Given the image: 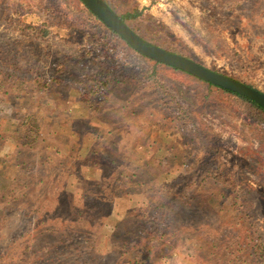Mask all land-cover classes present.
<instances>
[{"label": "rangeland", "instance_id": "374dc122", "mask_svg": "<svg viewBox=\"0 0 264 264\" xmlns=\"http://www.w3.org/2000/svg\"><path fill=\"white\" fill-rule=\"evenodd\" d=\"M101 1L117 15L138 11L128 25L149 44L188 56L264 92V0ZM1 2L0 78L12 79L0 87V162L13 165L14 161L15 165L30 161L36 171L30 174L29 184L42 192L56 190L59 206L74 208L61 206L67 210L68 220H56L53 227L58 231L33 257L49 249L59 253V242L66 235L76 234L81 244L89 235L86 244L94 242L104 247L94 252L86 250L91 258L88 263L103 264L105 259L100 255L107 256L105 244L113 243L111 248H116L129 227L147 228L148 214L142 210L147 202L142 206L143 198H155L157 189L165 185L171 189L169 196L176 193L173 205L194 203L191 212L198 205L196 210L217 216L222 194L233 198L226 200L228 211L236 202L241 211L252 207L253 219L260 218L256 225L258 241L264 247V206L260 202L264 197V136L256 125L259 119L233 96L141 58L121 40L93 25L90 18L87 32L79 24L71 29L55 26L48 28L44 37L40 32L43 26L36 23L40 9L27 5L31 10L24 11L33 16L22 22L21 9L26 0ZM59 4L73 19L81 14L77 0H51V5ZM58 20L62 22V16ZM139 72H148L154 85H164L169 96H181L179 88L182 95L192 99L189 103L180 98L183 111L190 114L186 127L170 122L171 97L164 91L155 86L143 92L136 86L130 75ZM91 75L109 77L113 87L79 95L73 83ZM139 104L148 106L144 114L138 111ZM25 115L29 116L25 121L40 125L41 134L32 147H15L12 125L22 124ZM203 134L210 140L209 152L194 143ZM182 156L188 161L184 168ZM219 177L223 178L221 183L212 185L214 207L206 183ZM188 181L202 186L190 189L183 201L176 200L188 190ZM9 194V185L0 180V211L7 208ZM109 201L114 207L111 216ZM77 210L84 222L90 219V231L84 238L77 233L83 227L67 230L71 218L80 220L75 216ZM109 219L113 220L110 225ZM220 241L223 246L228 243ZM197 243L198 259L204 261L210 257V242L201 238ZM64 253H75V248ZM178 254L172 255L176 258ZM28 257L32 259L31 254ZM52 257L54 262L49 264H63L62 259L65 264H79L73 263V255L70 259L60 256V261L59 256Z\"/></svg>", "mask_w": 264, "mask_h": 264}, {"label": "trees", "instance_id": "16d2710c", "mask_svg": "<svg viewBox=\"0 0 264 264\" xmlns=\"http://www.w3.org/2000/svg\"><path fill=\"white\" fill-rule=\"evenodd\" d=\"M98 1L102 2L101 0ZM77 2L81 8V14H79L77 18L73 19L64 5H51V0H26L25 7L21 9L23 12L21 14V19L22 22H24L27 17L33 16L31 13H27L24 10H31L33 8L40 9V13L36 14L35 12L38 17L36 23L43 26L42 29H40V32H43V36L46 37L48 36V28H53L55 26L58 28L61 26V28L71 29L73 28V25L79 24L81 28H84L85 32H87V18H90L93 21V25H99L102 27L104 32L118 38L127 48L131 49L120 37L101 23L84 5L80 3L79 0H77ZM257 3H260V0H257ZM0 4H3L1 0ZM27 5H32L33 7L31 6V9H29ZM58 7L59 10L55 11ZM2 8L3 6H0V14ZM138 14L139 12L135 11L134 13H125L118 16L127 26H129L128 22L135 20ZM61 16L62 22H59L58 19H60ZM44 18L46 19L43 20ZM71 21H73V24ZM131 29L135 32L134 27ZM210 32L215 35L214 32ZM213 41H216V39L214 38ZM132 51L135 52L134 50ZM166 51L192 60L183 54H179L171 50ZM139 56L144 58L141 55ZM235 60L237 63L240 62L237 59ZM154 64L162 65L156 62H154ZM114 65L115 64H113V66ZM130 77L133 78L136 86L143 90V92H148L149 89L155 88L156 86V88L164 91V95L169 96L168 94H170L167 90H165L164 85L158 83L154 85V82L148 72H139L137 74L130 75ZM10 79L12 78L1 77L0 87L1 84L7 83ZM237 81L246 84L243 81ZM73 84L79 95H81V93H88L89 91L95 93L97 90H105L113 87V83L109 80V77H104L103 75H91V77H86L85 79H81L79 82H74ZM205 84L210 87H215L208 83ZM246 85L260 92L254 84ZM13 87L14 86L11 88ZM215 88L221 90L223 94L233 96L235 100L240 102L242 107L247 108L251 112L254 118L259 119L256 123L259 128L257 126L256 128H258L262 132V136H264V110L262 108H260L253 101H250L242 96L218 87ZM178 90L181 96H169L171 97L170 104L172 106V111L170 112L172 118H170V122L175 125L179 124V126H185L184 124L189 121L188 115L190 114H186L183 111L180 98L189 103L192 99L188 97V95H182L181 93L183 91H181V89L178 88ZM155 92H157V90H155ZM3 93H5V91L2 92V94ZM8 100L10 101V99ZM139 105L141 109H138V111L140 112V110H142L144 114L148 106H143L146 105L145 102H143V105ZM25 116L26 117L23 119L22 124L12 125L15 129L13 130L11 138L13 144L16 143L15 147H26L27 145L32 147L33 142L36 143V137L41 134L42 128L40 125L34 121H25L29 118V116ZM151 116L153 119L156 118L155 114H151ZM151 123L154 124V122ZM194 143H197V145L201 144L206 148L207 152H209L210 140H207V137L204 134L196 137V139H194ZM180 155L181 152L179 153V157H181ZM12 162L13 165L10 163H4V161L0 162V180L5 181L9 185L10 190L8 206L5 210L0 211V264H44V262L49 264L54 262V257H52L53 255L59 256V261L61 260L60 256L70 259V255H73V263L78 262L79 264H89L88 259L91 258H88L86 250L94 252L97 248L101 250L104 246H95L94 242L89 244L84 242L87 241V239L89 240V235L87 234L90 231V219L84 222L78 216L80 213L79 210H77V214L75 216L79 217L81 221L74 217L71 218L69 220L67 230L76 226L78 228L79 226L83 227V231L77 232L78 235L81 234L83 238L87 235V237L84 238L83 243L81 244L77 242L78 239L76 234L66 235L64 240L59 242V253L49 249L46 250V254L33 257V255L37 254L43 245L46 247L45 243L49 242V240L52 239V236L58 231V228L53 227L56 220H68L66 217L67 210L63 211L64 207H61H68V205L59 206V194L56 190L53 191L48 189V191L42 192V190L38 187H34L29 184V181L32 179L30 174L36 171L34 170V165H32L33 163L30 161H20L16 162L14 165V161ZM187 164V159L185 156H182V167H186ZM261 169L263 170V168ZM187 178L190 179L192 177L187 176ZM222 180L223 178L219 177L214 182L206 183L207 187L210 186L208 189L212 192V204L214 207L216 203V193L212 185L215 186V183L217 182L220 184ZM187 183L188 185L190 184L189 186H192V188L187 186L188 190L186 188V193H180L176 200L183 201L184 198L189 196V192L191 190L199 189L202 186H199L197 182L188 181ZM39 184H41V180L38 182V185ZM168 186L169 185H165L164 187H161V190L156 188L158 194L155 198L152 197L150 200H147L146 197H142V206L145 202H147L146 207H143L142 209L143 212L148 214L149 221L147 228L139 229L134 226L129 227L122 242L115 245L116 248H111L110 245L113 243L110 244V242H108V246L105 244L107 256L100 255L101 259H105L103 264L106 262L107 264H264V247L258 241L257 231L260 218H256V220L253 219L254 210L252 207L250 208V211H241L236 202L234 207L228 211L227 205L229 203H227L226 200L231 197L222 194L219 199L220 201H218L220 207L216 210L217 216L213 215L211 217V214L207 216L202 209L196 210L199 207L198 205L191 212V207L194 203H179L180 206L173 205L176 193H172L169 196L171 189L168 188ZM254 192L261 196L259 189H255ZM112 196L115 195L113 194ZM167 196H169V200ZM231 199L233 200V198ZM122 200L123 199H119V201ZM190 201H194V199L190 198ZM260 202L264 206V197L260 199ZM108 204H110V209L112 210L110 213L111 216L114 213V207L111 201H109ZM57 206L59 209H55ZM150 208L151 210H149ZM68 209L74 208L68 207ZM186 222L193 223V227L186 225ZM112 223L113 220L109 219L108 224L110 225ZM260 226L263 227L261 224ZM107 231L104 232L105 237H108V235H106V233H108ZM229 235H233L234 237L231 239ZM201 238L208 240V243L210 242L207 250V254H209L208 256L210 257L206 258L204 261H200L198 259L197 242ZM220 240H227V245H220ZM114 241L115 240H113V242ZM72 247L75 248V253L70 255L64 253L66 249H70ZM174 252L179 253L176 258L172 255ZM81 253H83V257L81 256ZM29 254H31L32 259L28 257ZM79 256H81V258L78 259ZM62 262L63 264L66 263L63 259Z\"/></svg>", "mask_w": 264, "mask_h": 264}, {"label": "water", "instance_id": "95a60500", "mask_svg": "<svg viewBox=\"0 0 264 264\" xmlns=\"http://www.w3.org/2000/svg\"><path fill=\"white\" fill-rule=\"evenodd\" d=\"M101 23L144 58L181 71L212 86L253 101L264 110V93L233 78L215 72L181 55L154 46L139 37L120 17L98 0H79Z\"/></svg>", "mask_w": 264, "mask_h": 264}]
</instances>
